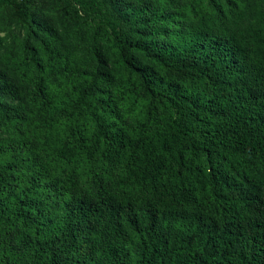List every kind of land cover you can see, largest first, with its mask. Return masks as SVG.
Segmentation results:
<instances>
[{
  "label": "trees",
  "instance_id": "16d2710c",
  "mask_svg": "<svg viewBox=\"0 0 264 264\" xmlns=\"http://www.w3.org/2000/svg\"><path fill=\"white\" fill-rule=\"evenodd\" d=\"M1 1L49 60L24 52L26 112L0 72V238L33 229L35 264H264V0ZM50 12L94 25L92 69Z\"/></svg>",
  "mask_w": 264,
  "mask_h": 264
},
{
  "label": "rangeland",
  "instance_id": "374dc122",
  "mask_svg": "<svg viewBox=\"0 0 264 264\" xmlns=\"http://www.w3.org/2000/svg\"><path fill=\"white\" fill-rule=\"evenodd\" d=\"M135 3V0H124ZM147 1V0H142ZM154 1V0H151ZM184 0H174V5L179 6ZM261 0H253L259 3ZM50 26L54 27L53 47L68 57L74 68L85 70L92 69L94 62L90 59V47L94 44V25L90 22L77 26L68 21L63 14L50 12ZM44 37H34L22 29L12 15L11 4L0 0V72L5 79L24 89L22 103L14 102L25 112L33 103L40 105V101L33 95L36 91L38 74L31 66L29 60H24V52L27 58L34 54L42 63L49 60L44 47ZM103 46L106 42L102 43ZM109 57V56H108ZM58 57L52 61L57 63ZM120 85L117 82L116 86ZM40 89L52 90L61 97L64 90L69 92L61 69L53 68L40 79ZM138 112L136 111L135 114ZM39 121L38 118H36ZM16 134L8 128H0V143L14 142ZM39 235L33 229L17 227L7 232L0 238V264H35L32 255L38 243Z\"/></svg>",
  "mask_w": 264,
  "mask_h": 264
}]
</instances>
